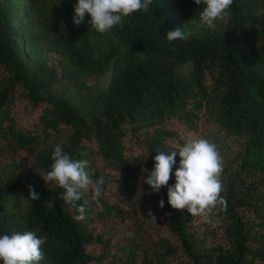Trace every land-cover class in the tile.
I'll return each instance as SVG.
<instances>
[{
	"label": "trees",
	"instance_id": "obj_1",
	"mask_svg": "<svg viewBox=\"0 0 264 264\" xmlns=\"http://www.w3.org/2000/svg\"><path fill=\"white\" fill-rule=\"evenodd\" d=\"M2 167L0 264H264V0H0Z\"/></svg>",
	"mask_w": 264,
	"mask_h": 264
},
{
	"label": "rangeland",
	"instance_id": "obj_2",
	"mask_svg": "<svg viewBox=\"0 0 264 264\" xmlns=\"http://www.w3.org/2000/svg\"><path fill=\"white\" fill-rule=\"evenodd\" d=\"M168 19L169 23V34L172 33H179L184 34L187 32H192L200 29L205 30H212L219 32L221 31L224 20L220 16H215L213 20L206 23H200V22H191V23H182L176 15H167L166 17ZM56 35L52 32H48L47 34V40L49 42L55 41ZM46 47V48H45ZM41 54L45 55V60L48 64H52L56 66V68L59 70L60 66L63 64L58 63L55 59L58 56V53L49 51L47 49V42H44L42 44V47L40 48ZM109 79V72H106L102 76L99 77H93V78H85L81 80L80 82H77V80L71 76H68L65 79L58 78L56 86H58V89L64 92L66 95H69L73 97L74 99L78 98H92L96 94L102 92L108 83ZM87 110L88 109H83ZM10 167H2L0 168V179H3L7 176V173L9 172Z\"/></svg>",
	"mask_w": 264,
	"mask_h": 264
}]
</instances>
